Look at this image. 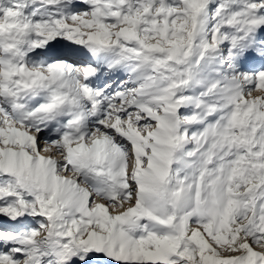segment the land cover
I'll return each instance as SVG.
<instances>
[{
  "label": "snow or ice",
  "instance_id": "6c2138e0",
  "mask_svg": "<svg viewBox=\"0 0 264 264\" xmlns=\"http://www.w3.org/2000/svg\"><path fill=\"white\" fill-rule=\"evenodd\" d=\"M256 57L264 0H0V264H264Z\"/></svg>",
  "mask_w": 264,
  "mask_h": 264
},
{
  "label": "rangeland",
  "instance_id": "374dc122",
  "mask_svg": "<svg viewBox=\"0 0 264 264\" xmlns=\"http://www.w3.org/2000/svg\"><path fill=\"white\" fill-rule=\"evenodd\" d=\"M78 7H80L78 5ZM57 40L59 41V44H57L56 41H50L49 44L53 47V49H58L62 45H71L72 47H81L78 45H75L72 41L65 40L63 37H57ZM255 66H260L261 64H264V60H262L259 57H256L254 60ZM117 77L120 79H123V74H117ZM105 79H111V78H105ZM46 136V133H41L40 138L43 139ZM45 155H48L49 153H43ZM11 222L8 221L6 218L0 216V228L9 227Z\"/></svg>",
  "mask_w": 264,
  "mask_h": 264
},
{
  "label": "bare ground",
  "instance_id": "6f19581e",
  "mask_svg": "<svg viewBox=\"0 0 264 264\" xmlns=\"http://www.w3.org/2000/svg\"><path fill=\"white\" fill-rule=\"evenodd\" d=\"M11 224V223H10Z\"/></svg>",
  "mask_w": 264,
  "mask_h": 264
}]
</instances>
